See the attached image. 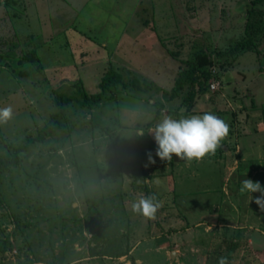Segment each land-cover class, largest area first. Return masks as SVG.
Returning a JSON list of instances; mask_svg holds the SVG:
<instances>
[{
	"label": "rangeland",
	"instance_id": "1",
	"mask_svg": "<svg viewBox=\"0 0 264 264\" xmlns=\"http://www.w3.org/2000/svg\"><path fill=\"white\" fill-rule=\"evenodd\" d=\"M198 54L210 62L169 97ZM110 69L156 87L68 102L64 129L39 137L59 95L98 91ZM8 107L0 157L33 142L20 163L0 164V264H218L222 256L264 264L260 193L249 202L234 186L253 180L254 157L262 172L254 182L264 186V0H0V109ZM205 112L229 125L215 156L241 159L227 181L221 163L191 162L200 171L192 178L175 156H155L151 130L165 116ZM248 130L263 136L252 141ZM149 151L155 163L145 167ZM152 194L162 205L155 219L132 211Z\"/></svg>",
	"mask_w": 264,
	"mask_h": 264
},
{
	"label": "clouds",
	"instance_id": "2",
	"mask_svg": "<svg viewBox=\"0 0 264 264\" xmlns=\"http://www.w3.org/2000/svg\"><path fill=\"white\" fill-rule=\"evenodd\" d=\"M11 117L10 107L0 109V123H6ZM151 131L156 145L155 156L161 161L170 162L175 156L179 160L191 163L215 155L229 135V125L216 115L205 112L202 115H181L179 119L165 116ZM154 163L153 154L149 151L145 167ZM240 183L239 191L250 196L249 202L253 200L252 193H260L255 197L254 202L264 212V186L252 179H245ZM161 206L157 196L152 194L141 196L138 201L133 202L132 211L152 220L155 219ZM218 264H229V261L227 257L222 256Z\"/></svg>",
	"mask_w": 264,
	"mask_h": 264
},
{
	"label": "trees",
	"instance_id": "3",
	"mask_svg": "<svg viewBox=\"0 0 264 264\" xmlns=\"http://www.w3.org/2000/svg\"><path fill=\"white\" fill-rule=\"evenodd\" d=\"M198 58L194 60L191 66L184 69L180 72L178 78L176 79L175 85L171 89L170 93L165 92L169 95V97L174 98L178 95L180 90L185 86L186 83H194L196 80L195 73L199 68H201L202 64H208L210 60L203 55H197ZM206 74V73H205ZM119 86H122L123 89L131 90L136 93H146L152 88L156 87L153 82H142L139 78H133L126 80L123 74L114 69H110L105 75L102 77L101 82L99 83V90L94 93H87L83 89L79 88V92L81 97H77L76 94H73L70 97H65L63 95H59V99H57V103L60 108L58 111L52 113L50 119L46 126L43 127V132L39 134V137H42L45 134H52L53 132L63 130L64 124L61 121V118L64 115V105L73 100H78V103L81 106H87L90 104L100 103L106 100H110L117 96V92ZM97 125H102L99 120L95 121ZM44 137V136H43ZM33 142V137H27L23 140V142L14 147V152L10 155H6L5 157H0V164L9 165V164H17L21 162V153L27 150L28 146Z\"/></svg>",
	"mask_w": 264,
	"mask_h": 264
},
{
	"label": "crops",
	"instance_id": "4",
	"mask_svg": "<svg viewBox=\"0 0 264 264\" xmlns=\"http://www.w3.org/2000/svg\"><path fill=\"white\" fill-rule=\"evenodd\" d=\"M264 127V125H262V129H264L263 128ZM260 127L258 126V128L257 129H259ZM249 129V128H248ZM253 131V132H252ZM251 132H250V130H248L247 131V134H245V135H247V136H249V138L252 140V141H259V139H261V137L263 136V130L262 131H255V130H252ZM248 132H250V133H248ZM260 132V133H259ZM244 133H246V132H244ZM243 145V144H242ZM238 151H241L242 152V150H240V148L239 149H237ZM252 152H254L253 151V148H252V150H251ZM225 155H226V153H225ZM215 156V155H214ZM206 157L205 159H203L202 161H206V162H210L209 164L210 165H208L209 167H213V168H216L215 166L217 165V163H221V164H223L224 165V169H225V171H224V174L222 173V171H220V176H222V179L223 180H229V178H230V176L232 175V173H233V171L231 170H229L230 169V165L229 164H233L234 163V160H236L237 158L238 159H240L239 157H233V160H229V159H227V156L226 157H222V155L221 156H219V157H217V156H215V157ZM254 158H256V161H254L255 162V166L254 167H251L250 169L252 170V173L250 172L251 170H249V172L248 173H251V177L253 178V181H254V178L258 175V174H260V173H262L261 171H259L258 169V167H261V165H259L258 164V160L259 159H257V157H254ZM252 159V160H255V159ZM241 160V159H240ZM202 161H199L198 162V164L200 165L201 163L203 164V162ZM238 161V163L236 164V168H237V170L239 171V170H241L240 169V164H239V160H237ZM240 162H242V161H240ZM177 163H179L178 165H179V167H183V168H186L187 170H188V174L190 175V177H192L193 178V176L195 177V178H197V177H199L200 175L198 174V173H200V171L198 172V170H196V169H193V168H191L190 166L192 165V163H188V162H186V161H182L181 160V162H177ZM181 164V165H180ZM185 164V165H184ZM252 164H250V166H251ZM254 165V164H253ZM234 166V165H233ZM235 167V166H234ZM223 169V168H222ZM240 173H241V171H240ZM191 174H194V175H191ZM223 174V175H222ZM235 174H237V176L235 175ZM234 174V176L235 177H239L240 175H239V173H235ZM205 176H208L207 174H205ZM211 176V175H210ZM209 177V176H208ZM209 181H211V178L209 177V178H207V181H206V183H204V185H205V187H207V185H208V182ZM226 181H224V185L225 184H227V182ZM210 183V182H209ZM234 186H237V190H238V192L239 193H241L240 191H239V189H240V185L239 184H237V183H235V185ZM219 188V192H220V195L221 196H223L225 199H227V196H226V194H225V192L224 191H222V190H224L225 189V187L223 186H220V187H218ZM241 195L243 196V194L241 193ZM224 199V200H225ZM230 200H232V199H230ZM233 201V200H232Z\"/></svg>",
	"mask_w": 264,
	"mask_h": 264
},
{
	"label": "built area",
	"instance_id": "5",
	"mask_svg": "<svg viewBox=\"0 0 264 264\" xmlns=\"http://www.w3.org/2000/svg\"><path fill=\"white\" fill-rule=\"evenodd\" d=\"M218 85V82H211V88L216 89Z\"/></svg>",
	"mask_w": 264,
	"mask_h": 264
}]
</instances>
